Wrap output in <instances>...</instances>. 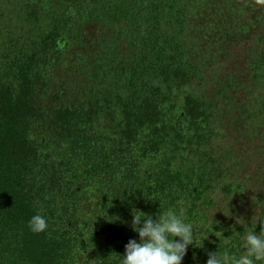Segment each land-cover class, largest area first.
Returning <instances> with one entry per match:
<instances>
[{"label": "trees", "instance_id": "trees-1", "mask_svg": "<svg viewBox=\"0 0 264 264\" xmlns=\"http://www.w3.org/2000/svg\"><path fill=\"white\" fill-rule=\"evenodd\" d=\"M47 1L52 0H27L24 6L37 27L46 30L27 46L9 41L0 50V264H120L127 242H139L132 229L137 211L156 219L168 209L181 208L194 232L182 264H206L208 253L216 251L239 256L245 236L241 228L229 235L216 229L214 235L208 227L203 237L198 236L197 201L202 194L207 200L208 192L204 174L181 173L170 156L161 160L160 174L142 171L144 156L160 154L159 144L165 147L167 139L171 143L172 133L154 125L168 115L163 105L144 96L143 84L135 78L141 76L139 71L129 80L134 81L136 100L99 94L95 88L86 92L82 103L81 89L47 92V73L70 51L72 26L85 13L83 0H55L57 13L51 14ZM173 14L182 22L180 12L173 9ZM160 41L170 40L163 32ZM164 55L169 61L164 65L165 80L180 77L174 53ZM141 59L145 60L138 55V64ZM200 107L185 99L175 121L195 125V134L200 133L207 118ZM108 121L119 128L117 140L142 146L146 152L140 159H133L127 143L115 140L117 144L110 145L109 137L105 140L93 131ZM147 127L148 140L138 141L139 129ZM179 135L183 141L168 143L174 157L190 148V141ZM36 214L48 224L39 234L28 227Z\"/></svg>", "mask_w": 264, "mask_h": 264}, {"label": "rangeland", "instance_id": "rangeland-1", "mask_svg": "<svg viewBox=\"0 0 264 264\" xmlns=\"http://www.w3.org/2000/svg\"><path fill=\"white\" fill-rule=\"evenodd\" d=\"M26 3L0 0V50L9 41L27 46L46 30L26 14ZM56 5L47 1L49 14L57 13ZM82 6L85 13L72 26L70 51L47 73V92L81 89L82 103L95 88L99 94L136 100L129 80L139 71L135 78L143 84L144 96L163 105L168 115L154 125L170 129L171 143L183 141L179 134L190 141V148L174 157L167 139L165 147L158 146L160 154L144 156L142 171L160 174L161 160L170 156L181 173L204 174L208 192L207 200L202 194L197 201L198 236L208 227L214 235L216 229L229 235L235 228L244 235L252 229L258 234L264 224V6L255 0H83ZM163 32L167 44L160 41ZM167 51L179 61L180 75L168 81ZM138 55L145 58L141 64ZM185 99L206 113L200 133L195 134V125L175 121ZM148 127L139 129L138 141L148 140ZM93 131L109 137L110 145L120 137L109 121ZM127 144L134 160L146 152L135 141Z\"/></svg>", "mask_w": 264, "mask_h": 264}, {"label": "clouds", "instance_id": "clouds-1", "mask_svg": "<svg viewBox=\"0 0 264 264\" xmlns=\"http://www.w3.org/2000/svg\"><path fill=\"white\" fill-rule=\"evenodd\" d=\"M255 4L264 6V0H255ZM137 212L138 215H133L132 229L138 233L139 242L135 239L127 242L120 264H182L188 246L194 243L193 225L185 222L184 209H168L156 219ZM28 227L39 234L48 224L42 215L36 214L29 220ZM243 241L239 256L216 251L208 253L206 264H264V224H260L258 234L254 229L249 230Z\"/></svg>", "mask_w": 264, "mask_h": 264}]
</instances>
